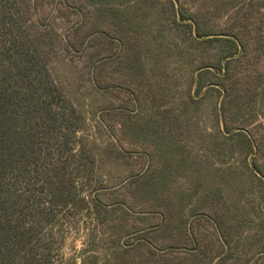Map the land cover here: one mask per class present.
Wrapping results in <instances>:
<instances>
[{
  "label": "rangeland",
  "instance_id": "rangeland-1",
  "mask_svg": "<svg viewBox=\"0 0 264 264\" xmlns=\"http://www.w3.org/2000/svg\"><path fill=\"white\" fill-rule=\"evenodd\" d=\"M2 102L30 259L264 264V0H0Z\"/></svg>",
  "mask_w": 264,
  "mask_h": 264
},
{
  "label": "trees",
  "instance_id": "trees-1",
  "mask_svg": "<svg viewBox=\"0 0 264 264\" xmlns=\"http://www.w3.org/2000/svg\"><path fill=\"white\" fill-rule=\"evenodd\" d=\"M199 30V27L197 28ZM200 31V30H199ZM230 53L237 52V43ZM12 118L6 102L0 103V173L5 163L13 156ZM246 135L244 132L240 131ZM248 141H251L248 138ZM10 206L0 202V264H45L44 258H32L24 255V249L31 242L27 230H19L10 218Z\"/></svg>",
  "mask_w": 264,
  "mask_h": 264
}]
</instances>
